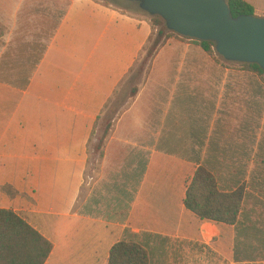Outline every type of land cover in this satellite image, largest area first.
<instances>
[{"label": "crops", "instance_id": "1", "mask_svg": "<svg viewBox=\"0 0 264 264\" xmlns=\"http://www.w3.org/2000/svg\"><path fill=\"white\" fill-rule=\"evenodd\" d=\"M243 1L264 17V0ZM152 33L145 19L96 0H72L38 60L42 41L14 39L8 47L15 59L3 73H21L28 86L0 84V188L8 185L25 198L0 192V209L27 213L25 220L53 244L46 264H109L120 242L146 249L149 264H264L262 98L260 89L245 88L243 73L214 66L205 74L188 70L192 80L204 78L206 87L220 81L209 123L195 121L196 104L211 97L200 83L142 88L119 123L159 119L192 127L159 133L146 148L150 153L135 191L125 189L132 194L125 210L115 200L108 208L98 206L92 198L96 185L81 201L95 123ZM191 46L186 44V52ZM161 92L192 96V117L186 102L171 101L163 110ZM112 156L105 155L104 165ZM200 166L214 175L220 192L244 188L235 225L201 221L186 209L187 189Z\"/></svg>", "mask_w": 264, "mask_h": 264}, {"label": "rangeland", "instance_id": "2", "mask_svg": "<svg viewBox=\"0 0 264 264\" xmlns=\"http://www.w3.org/2000/svg\"><path fill=\"white\" fill-rule=\"evenodd\" d=\"M96 1L111 5L116 10L137 19H145L153 24L154 17L144 12L138 3L125 0ZM71 2L72 0H0V84L23 87L26 81L19 79L21 73L14 78L3 73L4 67L5 69L10 68L13 65L11 59H15L12 48L10 50L8 46L14 43L15 38L24 35L29 41H42L39 43L41 47L37 48L38 60L39 52L43 50L42 46L46 45L50 39L61 16ZM30 10L33 12L32 15L37 16V19L30 15ZM170 33L172 32L167 31L161 39L160 45L155 47L158 28H153L148 44L98 117L89 142L86 190L82 194L81 201L86 198L87 190L96 185L98 187H95L92 198L98 202V206L108 208L109 204L115 200L117 201L116 208L118 207L120 211L125 210L132 195L129 190L125 189L135 191L143 173L146 156L150 153L146 148L151 149L155 145L153 141L159 133L166 134L168 131L170 133L172 128L176 131L178 127L183 132L188 126L192 127V123H158L159 119L153 120L155 123H132V121L119 123L121 119H124L137 93L142 88L151 87L160 90L162 87H176L184 89L188 87V83L191 85L193 82L200 83L201 86L198 87L204 90L209 88L208 93L211 97H208V102L196 104V109L199 112L196 114L195 121L196 123H209L210 112H214V108L218 104L219 92L217 88L221 87L220 81L214 80L213 85L206 87L204 78L196 79L195 77L192 80V74L189 75L188 70H192V73L205 74L210 72L211 67L214 66L218 72L229 69L231 74L243 73L245 88L252 89L254 87L255 90L260 89L261 91V123H264V76L246 71L243 64L224 60L216 51L210 57L187 38ZM189 43L192 46L190 51L186 52V44ZM239 81L241 80L239 79ZM163 94L161 92V95H158L162 106H164L163 110L169 106L171 101L174 106L184 105L186 102L184 106H190L192 117V96L188 97L182 93L173 96ZM246 122L251 123V120H246ZM106 154L113 155L108 166L104 165ZM92 208L87 210L93 212ZM22 216L25 219L28 218L27 213H22Z\"/></svg>", "mask_w": 264, "mask_h": 264}, {"label": "trees", "instance_id": "3", "mask_svg": "<svg viewBox=\"0 0 264 264\" xmlns=\"http://www.w3.org/2000/svg\"><path fill=\"white\" fill-rule=\"evenodd\" d=\"M227 3L234 18L255 15L254 7L243 0H227ZM152 25L153 28H158L155 41V47H158L169 30L160 17H154ZM189 41L212 57L215 51L213 43ZM243 68L258 76H264L263 70L257 65L243 64ZM24 80L26 83L22 89L28 86V80ZM0 192L10 199H16L18 196L25 198V195H20L8 185L1 187ZM243 200V187L232 193H222L214 175L200 166L188 186L184 205L201 221L235 225L242 210ZM52 251L53 244L24 217L12 210L0 209V264H46ZM109 264H149V254L136 243L120 242L111 249Z\"/></svg>", "mask_w": 264, "mask_h": 264}, {"label": "water", "instance_id": "4", "mask_svg": "<svg viewBox=\"0 0 264 264\" xmlns=\"http://www.w3.org/2000/svg\"><path fill=\"white\" fill-rule=\"evenodd\" d=\"M138 3L169 31L192 41L213 43L232 63L257 65L264 72V17L234 18L227 0H125Z\"/></svg>", "mask_w": 264, "mask_h": 264}]
</instances>
